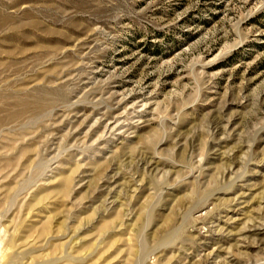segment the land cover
Returning <instances> with one entry per match:
<instances>
[{"label": "rangeland", "instance_id": "obj_1", "mask_svg": "<svg viewBox=\"0 0 264 264\" xmlns=\"http://www.w3.org/2000/svg\"><path fill=\"white\" fill-rule=\"evenodd\" d=\"M0 264H264V0H0Z\"/></svg>", "mask_w": 264, "mask_h": 264}, {"label": "bare ground", "instance_id": "obj_2", "mask_svg": "<svg viewBox=\"0 0 264 264\" xmlns=\"http://www.w3.org/2000/svg\"><path fill=\"white\" fill-rule=\"evenodd\" d=\"M250 232H254L256 234V231H259V229L257 230V228L255 230H249Z\"/></svg>", "mask_w": 264, "mask_h": 264}]
</instances>
